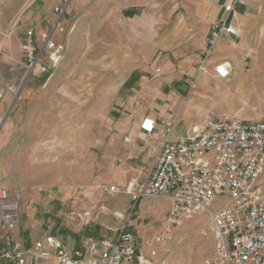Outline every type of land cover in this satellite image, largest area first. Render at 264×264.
I'll list each match as a JSON object with an SVG mask.
<instances>
[{
	"label": "crops",
	"instance_id": "0c3cea01",
	"mask_svg": "<svg viewBox=\"0 0 264 264\" xmlns=\"http://www.w3.org/2000/svg\"><path fill=\"white\" fill-rule=\"evenodd\" d=\"M60 2L0 0L3 96L17 93L25 79L20 75L28 27L53 30L63 48L54 69L28 78L29 87L23 89L30 98L31 120L33 106L42 118L37 120L40 131L30 133L36 137L21 147L10 141L12 123L0 125V177L20 175L18 162L32 165L45 159L41 154L56 152L55 158L63 160L66 143H72L80 154L89 148L83 156L97 147L104 160L122 161L124 171L113 184L121 193L130 174L148 177L150 150L157 142L179 138L209 111L232 116L244 110L230 106L229 97L264 96V0H70L67 14L57 22L53 8ZM226 6L232 7L226 23L239 36H223L207 52L209 27L226 15ZM222 62L230 67L224 79L214 69ZM38 84L41 89L34 88ZM46 110L56 113L55 124L44 125ZM65 112L72 113V126L80 125L77 140L65 141L64 129L70 127ZM145 119L153 122V135L142 132ZM19 226L18 232L25 233ZM39 232L33 228L29 236L35 240Z\"/></svg>",
	"mask_w": 264,
	"mask_h": 264
},
{
	"label": "built area",
	"instance_id": "2783aa9c",
	"mask_svg": "<svg viewBox=\"0 0 264 264\" xmlns=\"http://www.w3.org/2000/svg\"><path fill=\"white\" fill-rule=\"evenodd\" d=\"M60 1L53 9L57 22L67 14L70 0ZM231 11L232 7L226 6V15L210 25L207 52L221 37L239 36L238 30L226 23ZM51 37L52 32L42 33L39 43L35 30H26L22 57L28 76L49 72L60 61L63 48ZM214 69L222 79L230 74L225 62ZM2 98L0 90V101ZM141 130L152 135L153 122L145 119ZM150 154L153 166L148 177L124 188L130 202L135 205L144 198H162L168 204V220L175 227L193 215L208 214L214 257L204 264H264V120L249 123L209 111L201 124L177 139L157 142ZM108 190L117 192L115 186ZM92 215L82 211L75 217L86 223ZM19 222L18 197L0 185V264H144L129 232L120 230L113 239H88L81 247H67L50 231L24 242ZM155 240L169 242L171 232L165 231Z\"/></svg>",
	"mask_w": 264,
	"mask_h": 264
},
{
	"label": "rangeland",
	"instance_id": "374dc122",
	"mask_svg": "<svg viewBox=\"0 0 264 264\" xmlns=\"http://www.w3.org/2000/svg\"><path fill=\"white\" fill-rule=\"evenodd\" d=\"M31 28L35 30L39 43L41 34L49 32ZM51 38L55 42L53 30ZM46 58L43 61L46 62ZM22 61L24 62L23 58ZM24 76L19 91L14 94L6 93L0 101L2 122L12 123L10 141L21 147L28 138L36 137L30 133L40 131V128L36 129L39 126L37 120L42 119L37 117L38 112H34L33 106L34 115L31 120V104L28 103L30 98L23 96V89L29 87L26 82L32 76H28L22 67L20 78ZM34 88L42 87L38 84ZM226 100L234 108H244L240 113L228 116L249 123L264 120V96L242 95ZM64 117L65 122L68 121L70 125L64 129L65 141L77 140L80 125L72 126L71 112H65ZM43 119L44 125H48V122L55 124L56 113L48 114L46 110ZM96 121L100 123V120ZM50 131L55 132V129ZM125 137L129 136L124 134L123 142H126ZM46 139L53 138L48 135ZM88 150L86 147L83 154ZM92 152L91 156H83L75 151L72 143H66L63 160L55 158L56 152L53 155L41 154L45 159L33 162L32 165L24 161L18 162L22 170L20 175L0 177V185L9 187L10 192L19 199V224L26 228L25 233L19 229V235L24 242L34 240L29 236V230L36 227L40 229L39 238L50 231L59 236L67 247H81L88 239H113L123 230L133 236L137 253L142 256L144 264H204L206 260L214 257V234L208 214L193 215L184 219L181 227H175L168 220V204L162 198H144L135 205L130 202L124 188L130 181L144 179L142 173L139 177H132L130 174L127 177L130 180L123 185L124 192L120 193L118 189L116 193H112L108 189L113 184L117 185L114 179L121 177L124 171L122 161L104 160L103 152L97 147H92L90 153ZM48 157L52 158L47 159ZM128 161L133 163L131 159ZM114 163L117 168L113 166ZM126 172H123L124 177ZM99 183L101 186L96 188L99 192L93 195L92 190ZM82 211L93 213L86 223L75 217ZM165 231L171 232L172 240L156 242L155 238Z\"/></svg>",
	"mask_w": 264,
	"mask_h": 264
},
{
	"label": "trees",
	"instance_id": "16d2710c",
	"mask_svg": "<svg viewBox=\"0 0 264 264\" xmlns=\"http://www.w3.org/2000/svg\"><path fill=\"white\" fill-rule=\"evenodd\" d=\"M47 76H44V78H42V80H44Z\"/></svg>",
	"mask_w": 264,
	"mask_h": 264
}]
</instances>
